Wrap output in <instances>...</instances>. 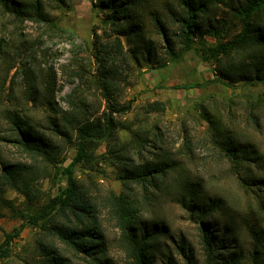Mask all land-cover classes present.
Returning <instances> with one entry per match:
<instances>
[{
    "label": "rangeland",
    "instance_id": "374dc122",
    "mask_svg": "<svg viewBox=\"0 0 264 264\" xmlns=\"http://www.w3.org/2000/svg\"><path fill=\"white\" fill-rule=\"evenodd\" d=\"M40 1L48 22L14 17L0 6V43L5 51L0 54V168L7 162L25 169L20 188L6 185L0 189V243L6 233L18 230L9 256L0 264H39L35 241L43 233L31 224L21 227L23 217L41 209L65 185L62 169L76 153L74 124L102 118L103 113H111L122 125L115 129L114 138L128 141L131 134L127 128L147 137L142 155L150 158L152 151L161 148L179 163V174L190 176L191 182L201 184L207 194L222 200L223 219L233 223L241 247L236 249V264H255V246L260 250L259 263L264 264V247L256 240L260 233L264 243V212L260 206L264 198V85L213 80L214 61L203 59L199 50L214 43L209 36H204L205 40L195 37L192 48L171 58L147 11L157 9L167 21L166 5L179 7L176 0H142L138 6L146 14V37L154 44L150 60L133 58L123 36L119 37L124 52H116L114 26L104 21V12L93 6V0ZM213 11L216 19L227 14L224 4ZM170 29L175 30L176 25L170 22ZM234 31L230 24L223 30L222 40ZM93 33L98 35L96 41ZM179 46L176 41L175 49ZM98 48V55L107 57L105 71L112 101L129 106L125 111L110 112L99 88L102 69L95 58ZM11 76L12 90L8 86ZM154 101L162 104V111L146 109ZM7 110L17 111L48 140L53 146L50 158L25 150L15 141L16 132L5 116ZM54 123L67 130L69 136L57 133ZM213 125L243 144L251 143L257 158L235 166L215 142ZM106 148L105 141L95 142L88 150L89 160L73 168L79 185L96 198L108 190L127 192ZM131 155L139 160L134 153ZM249 175L251 182L246 183L243 178ZM171 186L143 200L142 186L130 184L129 193L141 206L142 220L166 227L154 264H166L167 253L173 264H187L176 247L178 242L184 244L194 264H206L198 220L176 202L178 186ZM100 219L108 257L113 264H127L120 230L109 220L106 210L101 211Z\"/></svg>",
    "mask_w": 264,
    "mask_h": 264
},
{
    "label": "trees",
    "instance_id": "16d2710c",
    "mask_svg": "<svg viewBox=\"0 0 264 264\" xmlns=\"http://www.w3.org/2000/svg\"><path fill=\"white\" fill-rule=\"evenodd\" d=\"M63 2V0H55ZM142 0H93V6L104 12L105 22L114 26L115 49L123 53L124 49L119 36H123L129 45L133 58L141 56L150 60L153 55V43L146 37L145 16L143 7H138ZM179 7L166 5L167 18L157 9L148 10V17L164 42L166 52L171 58H177L184 50L192 48L195 37L205 40L204 36L214 39V43L199 48L202 58L213 60L215 77L226 84L236 82L256 83L264 85V0H176ZM224 4L227 14L216 19L213 9ZM0 6L14 17L39 18L49 21L48 13L43 9L40 0H0ZM170 22L176 25L170 29ZM230 24L234 32L226 40L222 32ZM229 30V29H228ZM96 39L98 35L93 33ZM180 45L175 49V43ZM95 53L102 71L98 76L99 88L112 111H125L129 106H121L109 93V79L106 76L105 62L107 57ZM107 51L105 50V53ZM5 53L0 43V54ZM106 56V55H105ZM14 77L11 76L9 89L12 90ZM46 84H50L47 82ZM35 92V90H32ZM48 91V90H47ZM53 91V90H51ZM50 91V93H51ZM49 92V91H48ZM46 103H51L45 97ZM148 111H162L161 103L154 101L146 106ZM206 114L207 111H206ZM11 129L16 132L15 141L25 150L51 157L52 145L41 134L37 133L21 117L17 111L7 110L5 113ZM57 133L69 136L67 130L54 123ZM111 113H103V117L86 119L74 124L76 153L73 159L62 169L65 185L57 195L49 198L46 204L23 217L21 227L25 224L37 226L43 236L36 239L39 264H113L108 257V242L102 229L100 214L106 210L109 220L114 222L121 233L127 253V264H154L157 250L162 247L161 236L165 225L147 224L141 217V206L130 196L131 183H138L143 189V200H150L153 192H161L176 187V202L194 215L199 223L200 241L204 250L206 264H236L239 260L236 249L238 237L233 223L223 219L224 203L219 197L207 194L201 184L193 183L190 176L179 174V163L167 153L149 151L152 157L142 155L143 138L133 132L128 141L114 138L118 127ZM215 130V142L220 150L236 166H243L257 158V151L251 143H241L228 135L220 126H212ZM155 135V139H158ZM106 142V155L117 166L118 178L127 192L116 193L108 190L102 197H94L83 189L73 175V168L79 162H87L91 157L88 152L95 142ZM156 142V140H154ZM113 142V144H111ZM155 142L153 144H155ZM118 146V147H117ZM188 147V144H186ZM138 157L136 161L132 153ZM24 167L21 164L2 163L0 168V189L9 186L20 188L24 183ZM251 182V176L243 178ZM171 184V185H170ZM264 212V198L261 202ZM18 230L6 233L0 243V260L9 256L10 245ZM256 240L264 247L263 236L257 234ZM54 238L57 240L55 242ZM176 247L185 257L187 264H194L190 255L186 254L184 244L178 242ZM253 261L260 264V250L255 246ZM166 264H173L169 253Z\"/></svg>",
    "mask_w": 264,
    "mask_h": 264
}]
</instances>
